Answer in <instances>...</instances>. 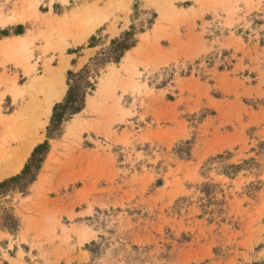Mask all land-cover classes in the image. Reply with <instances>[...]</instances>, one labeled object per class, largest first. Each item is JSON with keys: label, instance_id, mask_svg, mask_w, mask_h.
I'll return each mask as SVG.
<instances>
[{"label": "rangeland", "instance_id": "1", "mask_svg": "<svg viewBox=\"0 0 264 264\" xmlns=\"http://www.w3.org/2000/svg\"><path fill=\"white\" fill-rule=\"evenodd\" d=\"M25 141L0 183L45 148L0 189V264H262L264 0H0V170Z\"/></svg>", "mask_w": 264, "mask_h": 264}, {"label": "trees", "instance_id": "2", "mask_svg": "<svg viewBox=\"0 0 264 264\" xmlns=\"http://www.w3.org/2000/svg\"><path fill=\"white\" fill-rule=\"evenodd\" d=\"M135 27H131L129 32H125L122 36L119 38L113 40L111 42V47L109 50L103 54L100 58H98L99 65L104 62H117L119 59H117V54L122 53L119 55V58L123 55V53L127 50H129L131 47L135 44ZM85 74H87V71H80L76 74H73L71 72L68 73L69 77H73L75 79V83H78L79 81L83 82V90L79 92V87L77 85H72L67 93V97L65 98L64 102L62 104H58L55 107V111L53 114V117L51 119V122L56 120V118L62 117V115L68 114H75L79 112L83 107L84 97L87 92V90L92 88V83L89 81V77H85ZM70 79V78H69ZM72 94L71 97L69 94ZM60 110V113L56 111ZM45 144L38 145L34 151L31 154V157L29 159V163L24 167L21 176L12 177L9 178L3 182L0 183V185H3V187H0V189L10 186V184L17 182L22 179V176L26 174L32 167L38 168V164L40 162V155L41 151L44 150Z\"/></svg>", "mask_w": 264, "mask_h": 264}, {"label": "bare ground", "instance_id": "3", "mask_svg": "<svg viewBox=\"0 0 264 264\" xmlns=\"http://www.w3.org/2000/svg\"><path fill=\"white\" fill-rule=\"evenodd\" d=\"M94 27L95 26L90 28L86 32V34L84 36L85 37L89 36L91 34V32L94 30ZM55 73H57V72H55ZM58 75H56V74L51 75L52 76V78H51L52 81L51 82L42 81L41 83H38L36 86L34 85L37 95L43 96L44 101L40 104L39 118L37 117L38 119L36 120V122L34 124L32 132L29 131L31 135H35V130H36L37 127H42V126L45 125V122L48 120V117L50 115V111H51V108H52L51 107L52 100L53 99L54 100L60 99L64 95L65 91H64L63 88H61V90L57 91L56 93H54L55 91L53 90V84H54V82H56V79H57ZM30 144H29L28 141H25L22 144V146L19 148V150L17 152L16 159L6 169H3V170L1 169L0 170V179L2 177H4L6 174H9V173L13 174V173H15V172L20 170V168L22 167L25 159L27 158V156L29 155V153H30V151L32 149Z\"/></svg>", "mask_w": 264, "mask_h": 264}, {"label": "snow or ice", "instance_id": "4", "mask_svg": "<svg viewBox=\"0 0 264 264\" xmlns=\"http://www.w3.org/2000/svg\"><path fill=\"white\" fill-rule=\"evenodd\" d=\"M121 54H122V53H118V54H117V59H119V55H121ZM69 95H70V97H71L72 94L70 93ZM0 187H3V185H0ZM262 264H264V261H262Z\"/></svg>", "mask_w": 264, "mask_h": 264}]
</instances>
